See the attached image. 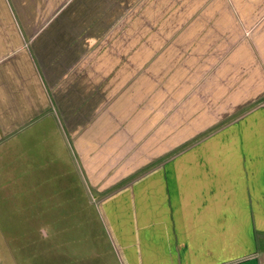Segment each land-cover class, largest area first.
I'll list each match as a JSON object with an SVG mask.
<instances>
[{"label":"crops","instance_id":"0c3cea01","mask_svg":"<svg viewBox=\"0 0 264 264\" xmlns=\"http://www.w3.org/2000/svg\"><path fill=\"white\" fill-rule=\"evenodd\" d=\"M160 1L0 0V147L63 139L120 264H264V0Z\"/></svg>","mask_w":264,"mask_h":264},{"label":"rangeland","instance_id":"374dc122","mask_svg":"<svg viewBox=\"0 0 264 264\" xmlns=\"http://www.w3.org/2000/svg\"><path fill=\"white\" fill-rule=\"evenodd\" d=\"M24 140L0 147V264H120L63 139Z\"/></svg>","mask_w":264,"mask_h":264}]
</instances>
